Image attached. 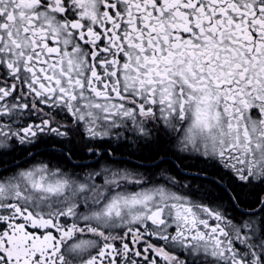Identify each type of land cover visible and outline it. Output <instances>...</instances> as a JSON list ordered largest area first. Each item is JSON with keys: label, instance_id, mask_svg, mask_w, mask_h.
Here are the masks:
<instances>
[{"label": "flooded vegetation", "instance_id": "af4514ba", "mask_svg": "<svg viewBox=\"0 0 264 264\" xmlns=\"http://www.w3.org/2000/svg\"><path fill=\"white\" fill-rule=\"evenodd\" d=\"M0 264H264V0H0Z\"/></svg>", "mask_w": 264, "mask_h": 264}, {"label": "trees", "instance_id": "16d2710c", "mask_svg": "<svg viewBox=\"0 0 264 264\" xmlns=\"http://www.w3.org/2000/svg\"><path fill=\"white\" fill-rule=\"evenodd\" d=\"M161 153H162V148H160L159 146L158 147L154 146L153 148H150L149 151L145 154L148 156V158H150V159L154 158L155 160H157ZM216 188L223 194V196L227 197L225 192L221 188H218V187H216ZM234 193H235V196L239 202H241V198L245 199L246 198L245 196H247L246 194H240L242 192L237 193L234 191ZM250 199L252 200V198H250ZM254 201H258V196H255Z\"/></svg>", "mask_w": 264, "mask_h": 264}, {"label": "rangeland", "instance_id": "374dc122", "mask_svg": "<svg viewBox=\"0 0 264 264\" xmlns=\"http://www.w3.org/2000/svg\"><path fill=\"white\" fill-rule=\"evenodd\" d=\"M119 202H120V203H119L118 205L120 206V209H121V210L126 211V212H129L128 209L131 210V208L129 207V205H130L131 203H125L124 200H121V201H119ZM126 202H127V201H126Z\"/></svg>", "mask_w": 264, "mask_h": 264}]
</instances>
